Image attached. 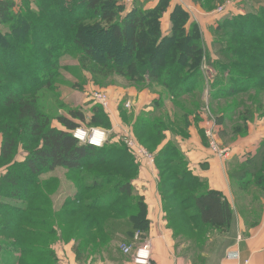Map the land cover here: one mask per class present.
<instances>
[{
  "label": "rangeland",
  "instance_id": "rangeland-1",
  "mask_svg": "<svg viewBox=\"0 0 264 264\" xmlns=\"http://www.w3.org/2000/svg\"><path fill=\"white\" fill-rule=\"evenodd\" d=\"M7 1L12 3L11 15L5 20H0V103L9 90L35 93L39 109L48 116L51 126L56 128H63L58 122V116L71 117L69 115L71 110L82 112L85 121L75 119L79 124L76 128H95L104 132L106 141L123 144L138 166H141L140 164L144 161L127 148V141L134 144L137 149L140 148L152 154L154 161L149 165L154 166L157 171L158 184L161 175L158 171L159 167H156V152L161 150L166 142L183 141V138L188 137V131L191 128L193 135L190 141L193 145L197 144L196 122L190 121L193 117L191 113L187 114L189 111L196 112L203 121L205 118V122L207 120L215 122V133L220 148L233 149L239 141L264 128V0H199V2L197 0H163L161 4L159 3L160 8L162 5L165 7L159 19L162 34L172 32L173 21H175L172 13L179 5L178 7L185 11L182 16L183 33L191 34L196 44L201 47L200 68L204 76L201 82L199 79L197 81L200 88L197 87L193 91L175 97H169V89L161 83L162 80H166L162 76L158 80L144 78L142 81H137L113 72L111 66L106 69L97 65L94 67L93 60L82 61V50L72 44L64 46L65 51L58 54V50L62 49L60 45L64 37L52 34L49 28H43V26L40 28L37 23L41 21L46 27L48 26L45 24H50L56 29L65 30L66 24L55 13V9L63 7L61 16L69 20L77 15L78 8L82 7L80 6L82 0ZM118 2L122 8L119 13L123 16L131 9L151 8L158 0H118ZM81 9L79 13L83 11V14H90L84 8ZM27 11L34 15L37 22L23 32L17 31V26L25 28L31 23L30 21L24 24L23 17ZM39 11L40 14H38ZM252 14H258V17ZM230 17L233 18L232 24L227 23ZM88 19L87 16L85 20ZM235 22L236 25H234ZM37 34L43 37V42L39 43L38 47H34L32 41L37 38ZM106 38L108 37L100 33L95 36L94 44L98 51L108 50V46L105 47ZM148 38L151 37L148 36ZM53 42L58 45L49 46ZM26 48L32 50L27 53ZM100 58L102 60L99 64H102L104 53ZM49 59L54 62L53 71L51 76L45 77V81L39 86L37 81L31 79V75L24 71L25 67L33 65L37 67L38 73H41L48 68ZM235 72L253 76L258 80V86L249 91L235 90L233 93H221V96L213 97L212 94L215 91L224 92L227 86L241 87L239 83H234L231 79ZM46 84L50 87L45 88ZM96 93L102 94L105 104L94 98ZM155 100L160 103H153ZM94 107L98 110H94ZM2 110L4 109L0 106V116L3 115ZM97 113L103 116L100 125L92 123ZM159 117L164 118L163 124L171 129L166 127L165 130L162 129L165 136L162 133H152L147 127L140 125L157 120ZM187 123L189 125L186 128ZM183 133L186 134L182 136ZM16 137L18 141L15 155L10 160L0 159V242L7 247L10 241L20 242L23 252L21 256L19 249L13 251L8 248L2 249L0 264H16L18 256H21L19 264H126L130 256L122 251L124 246L128 247L131 253L141 246L140 238L151 240L149 234L142 230H134L131 240L122 235L117 236L116 231H121L124 224L118 219L123 218L126 221L124 215H128V212L125 211L119 215L106 214L102 211L103 209L83 208L79 201H75L73 199L75 190H81L76 189L72 183V179L75 180L80 176L76 172L58 169L49 173L43 170L42 174L33 180V175L28 172L26 166L15 170L16 165L26 159L28 149L39 144L37 138L26 136L24 132L17 131ZM2 138L3 134L0 132V148ZM205 139V145L210 150L206 136ZM178 147L181 150L180 144ZM215 156L223 160L230 157V155ZM165 157L169 156L163 155V158ZM252 165L255 171L262 173L259 176L264 177V146L261 148L260 157L252 164L229 163L227 166L233 175L241 171L245 173L246 178L244 181L241 180L242 183L238 179V174L231 179L235 194L233 195L237 198L232 207L235 214L245 218V224L248 226L257 225L264 212V179L262 183L256 181V177L254 178L249 172ZM12 168L20 176L15 186L5 185ZM115 170L116 168L98 163L92 170V176H108V171ZM162 170L160 169L163 173L161 184H164L170 179L173 169L162 168ZM103 172L105 174H102ZM92 176L88 179H80L79 184L89 181ZM247 179L250 180L247 181ZM16 188L22 191V199H16L12 195V191ZM36 188L37 195L34 191ZM101 189L99 187L88 191L85 196L96 194ZM184 192L183 188L175 192L170 191V195L175 193L177 201L168 202L171 210L170 218L162 208L165 226L172 233L175 247L180 254L183 253L186 256L189 264H216L215 262L225 253V247L232 241L233 233L210 231L209 240L203 249L206 258L201 259L202 227L196 218L192 220L188 218L187 213L178 214V212L181 213L180 207H175L179 201L182 203L181 207L185 204L184 206L188 208L186 212L191 213V202L183 201ZM133 195H139L138 191L133 189ZM28 196L31 197L29 201L26 199ZM125 198L120 196V202L122 203ZM229 198L232 199L230 196ZM25 202H28L26 210L4 208L9 204L25 205ZM58 204L64 211L62 214L54 213ZM91 218L96 220L91 222ZM254 222L255 224L252 225ZM236 223L235 217L232 229L235 228ZM16 224L20 227L15 230ZM101 225L103 227L109 225L115 234L110 242V252H105V248L99 252ZM136 235L138 239H135ZM81 241L87 242V248L82 246ZM75 248L78 249V254H75ZM79 248H81L80 253ZM95 248L98 250L97 253L92 252Z\"/></svg>",
  "mask_w": 264,
  "mask_h": 264
},
{
  "label": "trees",
  "instance_id": "trees-1",
  "mask_svg": "<svg viewBox=\"0 0 264 264\" xmlns=\"http://www.w3.org/2000/svg\"><path fill=\"white\" fill-rule=\"evenodd\" d=\"M162 1L163 0H158L155 6L148 9L143 7L131 9L121 16L119 12L122 8L118 0H82V4H80L82 7L78 9L84 8L86 11L90 12L89 15H86L87 13L83 14V11L81 14L77 9L78 11L75 10L77 11V15L67 20L61 16L63 7L55 9V13H57L63 23L66 24V27H64L65 30L56 29L50 24H45L48 26L46 27L41 21L37 24L40 28L42 26L43 28H49L50 32L54 35L57 34L64 37L61 41L62 45H60L62 49L58 50V54L65 51V49H63L64 46L72 44L82 50V61L93 60L95 64L94 67L97 65L102 69H106V67L111 66L113 72L137 81H142L144 78L158 80V78L162 76L166 80L160 82L165 88L169 89V97H175L193 91L197 89V87L200 88L199 82L197 81L199 79L201 82L204 76L200 68L201 47L196 44L191 34L183 33L184 19L182 16L185 14V11L178 7L179 5L172 13L175 19L172 25V32L162 34L159 21L165 8L163 5L161 8L159 7V3L161 4ZM197 1L199 2V0ZM11 7V2L0 0V20H5L11 15ZM25 13L23 17L24 24L30 21L31 23L25 28L17 26V31L23 32L26 28L37 22L31 12L27 11ZM38 14H40V11ZM252 15L258 17V14ZM87 16L89 19L85 20ZM228 19L230 20H227V23L232 24L233 22H231V19L233 18L230 17ZM234 25H236V22ZM219 27L220 26H218V28ZM99 33L108 37L105 42V47L106 45L108 46L107 51L103 48L104 52H101L95 47V36ZM148 36L151 38H148ZM41 42H43V37L37 34V38H34V41H32V46L38 47ZM56 45H58L56 42H53L52 45L49 44L51 47ZM31 50V48H26L27 53ZM103 53L104 62L99 64L102 60L100 57L103 56ZM49 55H51V53H49ZM53 65L54 62L49 59V63L47 64L48 68H45L41 73H38L37 67L33 65L26 66L24 71L30 74L31 79L37 81V84L41 86L45 81V77L49 78L51 76ZM109 71L111 72V70ZM219 72L220 71H218V73ZM227 73L230 74L229 72ZM235 75H233L231 79L234 83H239L241 87L237 85L232 87L227 86L224 92L215 91L212 96L219 97L222 95L221 93H233L235 90L249 91L258 86V80L249 74L239 72ZM44 87L49 88L50 85L46 84ZM34 95L35 93H20L19 90H9L7 94H5L4 100L0 103V106L4 109L1 112L3 115L0 116V132L3 134L0 159L10 160L15 155L18 141L16 137L17 131L24 132L26 136L30 135L37 138L39 144L32 148H27L28 155L26 159L18 163L15 170H20V168L26 166L28 172L33 175V180L39 177L43 170L49 173L57 171L58 169L76 172L80 176L79 178L76 177L75 180L72 179V183L76 189L81 190H75L76 192L73 195V199L77 202L79 201L83 208L103 209L102 211L106 214L113 213L114 215L122 214L125 211L128 212V215H124L126 216V221L123 218L118 219L123 221L124 224L121 231H116L117 236L122 235L131 240L135 232L134 230H142L147 233L150 226V221L147 218V205L142 195H133L132 181L138 175L139 166L129 154L130 152L126 147L123 144L108 142V140L100 147L78 141L73 136L72 132L79 126L75 119L81 122L85 121V116L80 111L71 110L69 112L71 117L58 116V122L63 128L52 127L48 116L39 109L37 98H35ZM153 103L158 104L160 102L155 100ZM93 109L98 110L95 107ZM190 113L193 117L190 121L197 122V120H199L198 114L192 110L187 114ZM97 115L95 114L93 117L92 123L100 125L103 116L100 113H97ZM148 116L151 117L153 115ZM163 122H165L164 118L159 117L157 120L148 121L140 125H144L143 127H147L152 133H162L163 136H165L162 129L165 130L167 127ZM189 124L187 123L186 128ZM167 129L171 130L169 126ZM185 134L186 133H183L182 136ZM262 146H264V142L260 144L257 154L244 162L246 165L252 164L258 160L261 155ZM163 155H168L169 157L163 158ZM155 162L157 164L156 167H159L158 171L161 175V177L159 176L158 191L161 194L163 211H165L166 215H169L170 218L169 213L171 210L169 209L168 202L177 201L175 193L170 195V191L175 192L182 188L185 189V198H183V194L182 198L183 201L188 200L191 202V213L186 212V209H188L187 206L183 204V207H181L182 203L179 201L175 207H180L179 211H181V213L178 212V214H182V212L187 213L188 218L191 220L196 218V221L202 227L201 259L204 260V257L206 258V253L203 249L205 248L204 245H206L209 240V232H231L235 220L233 207L222 192L209 189L204 184L203 180L189 169L187 158L179 149L176 142H166L161 150L156 152ZM98 163H101L102 166L106 165L116 168V170L108 171V176H92V170ZM162 168L166 170L173 169L170 179L165 182L163 181L164 184H161L163 173L160 172V169L162 170ZM253 168L254 165L251 166L249 172H251L254 178L256 177V181L262 183L264 177L262 175L259 176V174L262 173H258ZM15 170H13V168L11 169V174L6 180L5 185L10 184L15 186L20 176ZM25 172L26 171H24V173ZM242 172L243 171L237 173L240 182L241 180L244 181V178H246L245 173ZM102 174L105 173L103 172ZM237 174L233 175V173H229L232 179L235 178ZM90 176L92 177L89 181H84L83 184H79L80 179H88ZM248 180L250 179H247V181ZM77 186H79V188H77ZM99 187L102 188L101 191H97L96 194L91 196H85L88 191L95 190ZM34 191L35 195H37V188L34 189ZM21 192L20 189L16 188L12 191V195L16 199H22ZM120 196L126 197L122 203L120 202ZM131 197H133L134 200L133 198L131 199ZM30 198L29 196L26 197L27 201H29ZM27 205L28 202H25V205L9 204L4 208H8V210H21L23 208V210H26ZM41 207L46 208L45 206ZM57 207L54 213L62 214L64 211H62L61 205L58 204ZM173 213L177 214L176 212ZM90 220L93 222L96 219L91 218ZM100 220L102 224V219ZM254 224L255 222L252 225ZM16 225L14 227L15 230L20 227L19 224ZM118 226H120V224ZM100 232L101 239L99 243H101V249L99 252H102L104 248L105 252H110V242L114 239L115 234H113L109 225H105L104 227L101 225ZM73 237L77 240L79 239L76 236ZM19 243L20 242L17 241H10L7 247L6 244L0 242V251L2 249L6 250L7 248L11 251L19 249V253L21 251L20 254L22 256L23 250L21 249H23V247L21 243ZM82 246L87 248V242L83 241ZM79 249L80 253L81 248ZM96 251H98L97 248L92 250L93 253H97ZM76 253L78 254L77 248H75V254ZM21 256L17 257L16 264L21 262Z\"/></svg>",
  "mask_w": 264,
  "mask_h": 264
},
{
  "label": "crops",
  "instance_id": "crops-1",
  "mask_svg": "<svg viewBox=\"0 0 264 264\" xmlns=\"http://www.w3.org/2000/svg\"><path fill=\"white\" fill-rule=\"evenodd\" d=\"M149 102V101H148ZM151 102V101H150ZM207 122L199 118L195 125L197 144H192L190 137L193 130L188 131V137L179 141L180 148L187 157L189 169L212 190L222 192L232 206L234 198L233 185L228 170L229 163H244L248 158L257 154L260 144L264 141V128L239 141L235 147L230 148V157L223 160L217 157L206 147L204 128ZM182 139V137H181ZM230 158V159H229ZM137 177L132 181L133 189L144 197L147 205V218L150 221L147 235L151 238L152 264H189L186 256L177 250L172 239V233L166 228L162 216V202L158 191V175L154 166L141 163ZM234 194V195H233ZM229 196L233 199H230ZM237 223L231 229L232 241L226 247L225 253L216 264H264V212L259 223L255 226L245 224L243 216L235 214ZM237 254L236 258L227 254ZM126 264H132L126 262Z\"/></svg>",
  "mask_w": 264,
  "mask_h": 264
},
{
  "label": "built area",
  "instance_id": "built-area-1",
  "mask_svg": "<svg viewBox=\"0 0 264 264\" xmlns=\"http://www.w3.org/2000/svg\"><path fill=\"white\" fill-rule=\"evenodd\" d=\"M94 98L100 101L102 104H105V98L100 93L94 94ZM216 125L215 122L212 120H207V125L204 128V134L208 139L209 147L211 152L214 155L224 156L227 157L230 154V149L223 147L220 148L219 143L217 141L216 136ZM73 136L82 143H88L93 146L100 147L106 142V135L104 132L100 131L99 129L91 128V129H82L76 128L72 132ZM127 148L130 151L139 156L141 161L149 164L154 161L153 155L147 152L146 150H141L140 148H136L134 144L130 143L129 141L126 142ZM135 239H138V236H135ZM141 241L140 247H138L134 252H129V248L124 246L123 252L125 254H129L130 262L132 264H152L151 263V249H152V242L150 239H139ZM228 257L236 258L237 254H227Z\"/></svg>",
  "mask_w": 264,
  "mask_h": 264
}]
</instances>
